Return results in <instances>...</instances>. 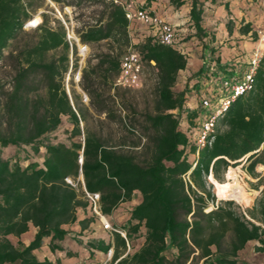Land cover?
Masks as SVG:
<instances>
[{
	"label": "trees",
	"instance_id": "1",
	"mask_svg": "<svg viewBox=\"0 0 264 264\" xmlns=\"http://www.w3.org/2000/svg\"><path fill=\"white\" fill-rule=\"evenodd\" d=\"M50 1L60 5L66 0ZM177 1L181 7L183 3ZM79 2L102 7L96 22L79 32L81 43L131 45V26L121 7L96 0ZM45 4L46 0H0V63ZM40 17L43 21L36 41L9 55L17 64L10 89L0 87V264H54L47 259L39 261L34 253L46 241L52 252L61 249L60 244L70 234L64 227L77 222L78 209L85 217L80 222L81 234L74 239L83 241V232L96 222L83 187L90 194H100L101 212L109 218L136 193L142 196L128 221L119 225L126 231L132 251L126 255V240L115 234L86 243L91 260L113 249L112 264H248L239 259V253L250 242L257 243L256 253L264 254V175L260 180L261 217L254 213L255 208L245 213L236 211L233 201L215 204L208 181L211 176L213 185L215 180L222 183L227 170L242 162L250 174L259 166L263 169L264 54L252 88L217 118L212 146L198 149L206 115L202 102L217 104L224 83L241 80L250 65L222 63L220 57H214L216 52L209 47L201 25L203 8L194 0L190 25L186 24L187 29L194 30L192 37L181 39L176 46L159 44L151 37L136 45L143 65L155 74V102L140 127L126 125V132L137 140L112 143L88 128L83 133L81 122L87 119L79 97L73 94L71 100L63 86L71 51L67 30L60 22L51 27L45 13ZM231 24H227L229 30ZM240 31L247 34L252 26L247 24ZM193 38L209 54L200 70L178 91L179 74L188 66L184 44ZM72 47L76 52V45ZM60 49L64 53L59 59H49ZM120 60L113 53L100 57L91 71L99 83L84 87L91 99L103 97L101 88L107 92L113 87ZM192 92L198 106L188 109ZM93 106L98 115L115 118L105 101ZM65 119L69 122L65 132L68 141L49 139ZM83 134V142L75 141ZM139 148L147 156L144 161L136 153ZM228 173L235 174L232 169ZM68 179L77 187L68 184ZM235 189L231 188L230 194L234 195ZM215 191L221 197L216 187ZM30 225L37 232L29 245L9 240L29 232ZM138 238L143 242L135 250Z\"/></svg>",
	"mask_w": 264,
	"mask_h": 264
},
{
	"label": "rangeland",
	"instance_id": "2",
	"mask_svg": "<svg viewBox=\"0 0 264 264\" xmlns=\"http://www.w3.org/2000/svg\"><path fill=\"white\" fill-rule=\"evenodd\" d=\"M255 26L258 31V38L260 39L258 46H264V0H255ZM102 7L99 5H92L90 3L79 2V0H66L62 4L57 5L50 0H46V4L43 9L36 15H34L31 21L36 18H40L41 21L37 26H30V22L26 24L24 28V33L20 36L19 40L12 43L9 49L4 53V60L0 63V87H3L4 91L10 89V82L14 76L15 68L17 66L16 61L10 58V53L16 51L17 49H23L37 39V28L42 23L41 13H45L48 17L49 25L51 27H57L56 22H60L67 30V40L70 42L71 51L68 55L69 59V71L65 75L63 81V86L65 87L70 99L72 100V95L79 97V103L84 111L86 122H81V128L84 130L88 128L94 132H98L103 135L105 139L110 140L112 143H120L123 140L133 141L136 138L130 136L126 132V125L131 124L140 125L143 123V116L147 112L153 110L155 102V87H156V77L151 69L143 65V75H142V85L138 89H129L116 86L115 77L112 84L113 87L107 92H103L104 89L101 88L99 94H103L102 98L99 96L95 97L94 100L89 97L88 93L84 90V87H89L91 84L99 83L98 78L95 75H91L92 68L98 64L100 57L107 53H113L114 56L121 57L128 51L131 45L136 47V45L141 41L146 39L148 36L147 29L144 25L133 24L130 27L129 37L131 45L129 47L122 46L111 42H101L94 44H84L81 43L79 39V32L86 25H93L97 20V11H101ZM185 25L183 28H186ZM181 36L179 40L185 39L187 34L180 33ZM182 42V41H181ZM76 45V52L73 50V45ZM186 50V49H185ZM187 51V50H186ZM188 52V51H187ZM63 51L60 49L49 55V59H59L63 55ZM254 53H245L238 57L240 61L250 62ZM186 74V73H185ZM185 74L182 73L179 76V81L182 83L185 81ZM88 76L85 80L84 77ZM176 89H181V85L176 86ZM105 101L110 109H112V115L114 119H108L106 115H98L93 103L101 105V102ZM122 117V123L120 118ZM69 127L68 120H64L63 125L53 134L49 136L54 142H67L68 136L65 133ZM140 127V126H139ZM137 127L138 131L141 133V129ZM70 129V128H69ZM84 134L76 138L75 141H84ZM143 144L146 141L142 142ZM139 159L144 161L147 159L145 152L140 148L136 150ZM242 162L241 165L236 167H230L224 175V180L222 183L214 181L216 189L219 190V197L215 191L214 185H212L211 191L216 197V203L224 201H233L234 208L236 211L245 213L248 210L255 208V214L261 217V201L263 199V186L261 184V178L264 175V166L257 167L255 174H250L247 172ZM247 166V165H246ZM245 166V167H246ZM234 171V175L229 174L230 170ZM83 179L81 178V181ZM235 189V194H230L231 188ZM260 205V206H259ZM213 208L211 204L209 210ZM249 218V216H247ZM111 221L115 225L118 224L114 219ZM96 225L100 222L96 221ZM143 240L138 238L135 241V250H138ZM252 242L248 243L245 249L241 252L240 257L247 261L248 264H264V255L257 254L254 252ZM26 246V245H25ZM134 250V251H135ZM96 264H101V260L95 259Z\"/></svg>",
	"mask_w": 264,
	"mask_h": 264
},
{
	"label": "crops",
	"instance_id": "3",
	"mask_svg": "<svg viewBox=\"0 0 264 264\" xmlns=\"http://www.w3.org/2000/svg\"><path fill=\"white\" fill-rule=\"evenodd\" d=\"M183 5L177 6L178 1L173 2L171 0H136L137 7L147 9L150 12L164 18L169 23L177 26L180 33L193 36L194 30L183 28L186 24L190 25V12L193 6L194 0H179ZM198 7L203 8L202 17V29L208 35L209 47L216 52V57H220L222 63L235 62L241 63V65L249 64L247 61H240L239 56L248 53H255L260 51L258 43L260 39L257 37L258 31L255 26V0H196ZM232 21L231 30L228 28V22ZM251 25L252 31L247 34H242L241 27L245 25ZM147 29V27H146ZM148 36L150 35L148 29ZM181 35V34H180ZM186 48V55L188 57V66L185 71H181L180 74H185V81L178 82L177 86L181 85L182 91L186 86L187 80L197 73L206 59V55L209 54L208 50L203 49L202 46L192 41L184 44ZM261 47V46H260ZM262 48V47H261ZM264 50V48H262ZM264 54V51H262ZM245 67V66H244ZM179 74V76H180ZM198 106L197 98L194 92L191 93L190 101L186 105L188 109H194ZM142 202V196L140 193H136L131 202L121 204L111 217L118 224H123L128 221L131 211ZM85 214L81 209L77 210V222L72 225L65 226L64 228L70 232L67 240L62 242L61 249L52 252L50 249L49 241L45 242V245L35 251L34 255L39 261L50 260L54 264H96L95 260H91L90 251L86 247V243L90 241L106 239L109 237L107 232H104L101 224H91L87 230L83 232L81 236L83 241H77L74 238L79 237L81 234L80 222L84 219ZM37 229L30 225L29 232L22 235L20 238L9 237V240L13 244L23 243L29 245L34 239ZM255 248V242H252ZM248 245V244H247ZM242 252V251H241ZM239 259L246 261L240 257ZM255 252V249H254ZM72 253V256L69 255ZM256 253V252H255ZM260 254V253H257ZM264 255V254H263ZM105 256L98 260H104ZM247 262V261H246Z\"/></svg>",
	"mask_w": 264,
	"mask_h": 264
},
{
	"label": "built area",
	"instance_id": "4",
	"mask_svg": "<svg viewBox=\"0 0 264 264\" xmlns=\"http://www.w3.org/2000/svg\"><path fill=\"white\" fill-rule=\"evenodd\" d=\"M99 2L110 3L119 6L123 9L125 17L130 23L141 24L147 27L151 37L155 42L166 45L176 46L180 43V31L179 28L169 23L164 18L150 12L147 9L137 7L136 0H96ZM183 49V53H185ZM263 57L261 51H255L253 57L249 62V70L244 74L241 80L225 82L222 87V99L217 104L212 103L209 100L202 102L203 108L206 110L205 118L203 119L201 126V133L197 141L198 149H203L207 145L210 147L213 143V135L216 131V120L219 116H222L230 107L231 103L240 95L247 93L253 86L254 75L257 67ZM143 75V63L141 56L131 45L128 51L121 57L120 60V72L116 80V86L138 89L142 85ZM67 183L73 187L77 185L70 179ZM85 192V198L88 201L91 214L94 219L100 222L104 232H107L109 236L115 234L120 235L127 242V253L132 251L131 245L127 240V233L125 230L115 225L111 218L106 217L101 212V196L100 194H90L83 187ZM114 256V250L111 249L105 256L101 264H112Z\"/></svg>",
	"mask_w": 264,
	"mask_h": 264
},
{
	"label": "bare ground",
	"instance_id": "5",
	"mask_svg": "<svg viewBox=\"0 0 264 264\" xmlns=\"http://www.w3.org/2000/svg\"><path fill=\"white\" fill-rule=\"evenodd\" d=\"M40 21H41L40 18H36L34 21H31V22H30V26H35V25L37 26V24H39ZM262 42H264V38H263V41H262ZM258 47H259V46H258ZM262 48H264L263 45H262ZM262 48L259 47V49H260L261 52L264 51Z\"/></svg>",
	"mask_w": 264,
	"mask_h": 264
},
{
	"label": "water",
	"instance_id": "6",
	"mask_svg": "<svg viewBox=\"0 0 264 264\" xmlns=\"http://www.w3.org/2000/svg\"><path fill=\"white\" fill-rule=\"evenodd\" d=\"M80 163H82V161H80ZM209 181L213 184L212 180H211V176L209 177Z\"/></svg>",
	"mask_w": 264,
	"mask_h": 264
}]
</instances>
